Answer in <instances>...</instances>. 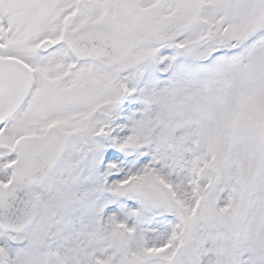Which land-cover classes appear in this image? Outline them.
<instances>
[{
	"label": "snow or ice",
	"instance_id": "obj_1",
	"mask_svg": "<svg viewBox=\"0 0 264 264\" xmlns=\"http://www.w3.org/2000/svg\"><path fill=\"white\" fill-rule=\"evenodd\" d=\"M0 264H264V0H0Z\"/></svg>",
	"mask_w": 264,
	"mask_h": 264
}]
</instances>
